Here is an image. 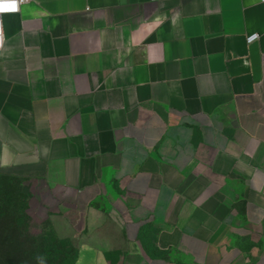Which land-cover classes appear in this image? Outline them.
I'll list each match as a JSON object with an SVG mask.
<instances>
[{
  "label": "crops",
  "instance_id": "obj_1",
  "mask_svg": "<svg viewBox=\"0 0 264 264\" xmlns=\"http://www.w3.org/2000/svg\"><path fill=\"white\" fill-rule=\"evenodd\" d=\"M0 20V172L56 193L73 264H264V0Z\"/></svg>",
  "mask_w": 264,
  "mask_h": 264
},
{
  "label": "rangeland",
  "instance_id": "obj_2",
  "mask_svg": "<svg viewBox=\"0 0 264 264\" xmlns=\"http://www.w3.org/2000/svg\"><path fill=\"white\" fill-rule=\"evenodd\" d=\"M0 185L6 194L2 199L9 201L2 205H7L10 213L20 218L21 235L28 234L19 248L15 244L9 245L13 261L20 264H73L81 237L74 231L72 216L63 210L56 193L33 187L2 172ZM0 264H3L1 259Z\"/></svg>",
  "mask_w": 264,
  "mask_h": 264
},
{
  "label": "trees",
  "instance_id": "obj_3",
  "mask_svg": "<svg viewBox=\"0 0 264 264\" xmlns=\"http://www.w3.org/2000/svg\"><path fill=\"white\" fill-rule=\"evenodd\" d=\"M5 195L6 194L3 192L0 185V223H2L0 230V259L3 260V264H20L19 261H13L14 258L11 257L8 248L9 245L12 244H15L16 247L19 248L24 242L23 240H27L28 234H26L24 237L21 235V233H23V230L20 231V229L18 228L20 218L18 216H15V214H11L8 210L9 208L7 205H2L3 203L9 202L6 200L4 202L3 199H5Z\"/></svg>",
  "mask_w": 264,
  "mask_h": 264
},
{
  "label": "built area",
  "instance_id": "obj_4",
  "mask_svg": "<svg viewBox=\"0 0 264 264\" xmlns=\"http://www.w3.org/2000/svg\"><path fill=\"white\" fill-rule=\"evenodd\" d=\"M24 0H0V10L2 12H9V11H14V10H18L19 5L23 2ZM8 3V4H6ZM15 4V7H11L12 4ZM6 4V5H5ZM0 32H1V20H0ZM258 38V35H252L251 37H249V40H254Z\"/></svg>",
  "mask_w": 264,
  "mask_h": 264
},
{
  "label": "snow or ice",
  "instance_id": "obj_5",
  "mask_svg": "<svg viewBox=\"0 0 264 264\" xmlns=\"http://www.w3.org/2000/svg\"><path fill=\"white\" fill-rule=\"evenodd\" d=\"M11 7H13V8H14V7H15V4L13 3V4L11 5ZM0 10H3V9H0Z\"/></svg>",
  "mask_w": 264,
  "mask_h": 264
}]
</instances>
